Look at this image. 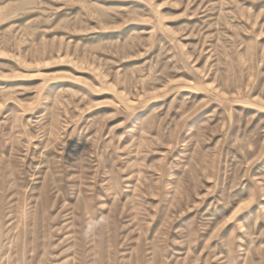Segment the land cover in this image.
I'll use <instances>...</instances> for the list:
<instances>
[{
    "label": "rangeland",
    "instance_id": "obj_1",
    "mask_svg": "<svg viewBox=\"0 0 264 264\" xmlns=\"http://www.w3.org/2000/svg\"><path fill=\"white\" fill-rule=\"evenodd\" d=\"M0 264H264V0H0Z\"/></svg>",
    "mask_w": 264,
    "mask_h": 264
}]
</instances>
